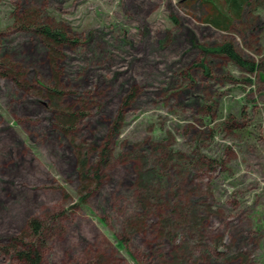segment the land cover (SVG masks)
Returning <instances> with one entry per match:
<instances>
[{
    "label": "rangeland",
    "instance_id": "1",
    "mask_svg": "<svg viewBox=\"0 0 264 264\" xmlns=\"http://www.w3.org/2000/svg\"><path fill=\"white\" fill-rule=\"evenodd\" d=\"M212 11L206 0H0V264H28L9 246L31 240L33 219L39 264H264V0L227 30L206 22ZM39 25L69 43L51 49ZM225 41L254 72L196 48ZM45 87L85 113L67 135ZM106 141L111 157L86 189L77 154L98 158ZM142 162L161 176L160 204L136 186ZM178 204L197 210L190 238L159 228Z\"/></svg>",
    "mask_w": 264,
    "mask_h": 264
},
{
    "label": "trees",
    "instance_id": "2",
    "mask_svg": "<svg viewBox=\"0 0 264 264\" xmlns=\"http://www.w3.org/2000/svg\"><path fill=\"white\" fill-rule=\"evenodd\" d=\"M210 3L213 14L210 15L209 19L206 20L207 23L211 24L215 28H220L227 30L230 25H232L234 20H240L245 9L255 1V0H222L221 6H217L214 0H206ZM35 33L39 34L43 39L46 40L47 45L54 49L58 46H65L69 43V40L66 34L60 29H52L49 26H30ZM200 51L204 52L205 54H217L226 57L229 61L234 64L241 66V68H247L248 72L255 71V64L249 62L245 59L233 44L230 41H225L215 48L207 49L201 45L196 47ZM0 68H3L0 61ZM42 91L39 92L42 97L46 98L48 101H51L53 104L52 110H49L53 115L51 118L54 122L52 123L53 127L57 128L58 131L67 135L68 132L71 130L72 127H75L84 117L85 113L81 110L74 109L75 106H71L70 108H61V101L65 99L60 91L55 88L45 87L41 89ZM73 99V97H72ZM122 122V117L115 121L114 126V133L113 136L118 134L120 129V124ZM104 145L101 147V151L97 154L96 157L92 160L88 154L81 155L80 152L77 154L76 162H77V170L78 175L82 183L87 184L86 189L89 185L98 184L100 179V171L102 167H104L110 157H111V150L108 148L109 142H104ZM137 187L142 192L141 194H146V197L157 204L161 203V198L157 197L156 194L158 192L154 189V184L161 180V176L159 173L155 171V169L151 167H146L145 163L142 162L141 166L137 167ZM138 195L137 198V205L138 208H141L142 212L148 208V205L145 203L144 195ZM155 203V204H156ZM154 204V205H155ZM152 205V203H151ZM136 213L135 215H137ZM133 215V216H135ZM132 216V218H133ZM197 216L196 208L188 207L186 205L178 204L171 208V213L168 216L162 218L158 223L160 224L159 228L162 231V235H168L169 230L166 228L170 227V229H176L182 227L186 237L190 238L191 234H193V230L196 228L194 225V221ZM174 219L173 224H170V219ZM30 227L32 232L30 236L31 240L28 239L26 242L22 240L14 239L12 243H10L9 248L11 249L13 256L18 258L19 260L26 262L28 264H39L40 257L38 251H36L37 242L40 241L42 238V232L44 227H41V223L38 222L36 219L30 221ZM127 227V222L124 223V229ZM133 229V226L130 225L128 229ZM134 232V231H133ZM186 238V239H188ZM116 246L118 248L124 249L125 244L123 239H116ZM185 247L177 246L172 251V263L178 261L180 258L184 257V250ZM183 251V252H182ZM182 252V253H181ZM168 264V263H167Z\"/></svg>",
    "mask_w": 264,
    "mask_h": 264
}]
</instances>
